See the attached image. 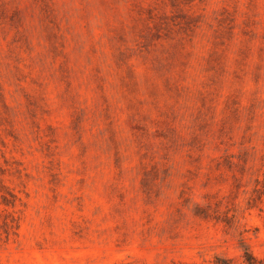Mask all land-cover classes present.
<instances>
[{"label": "rangeland", "instance_id": "obj_1", "mask_svg": "<svg viewBox=\"0 0 264 264\" xmlns=\"http://www.w3.org/2000/svg\"><path fill=\"white\" fill-rule=\"evenodd\" d=\"M264 264V0H0V264Z\"/></svg>", "mask_w": 264, "mask_h": 264}, {"label": "trees", "instance_id": "obj_2", "mask_svg": "<svg viewBox=\"0 0 264 264\" xmlns=\"http://www.w3.org/2000/svg\"><path fill=\"white\" fill-rule=\"evenodd\" d=\"M245 264H261L262 261L258 260L256 257H254L250 251L245 249ZM224 264V263H221Z\"/></svg>", "mask_w": 264, "mask_h": 264}]
</instances>
